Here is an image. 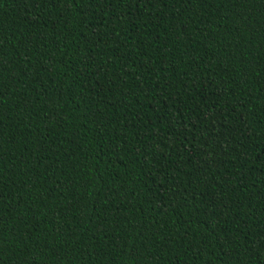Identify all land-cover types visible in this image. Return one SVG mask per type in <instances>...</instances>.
Returning <instances> with one entry per match:
<instances>
[{
    "label": "trees",
    "instance_id": "trees-1",
    "mask_svg": "<svg viewBox=\"0 0 264 264\" xmlns=\"http://www.w3.org/2000/svg\"><path fill=\"white\" fill-rule=\"evenodd\" d=\"M0 264H264V0H0Z\"/></svg>",
    "mask_w": 264,
    "mask_h": 264
}]
</instances>
